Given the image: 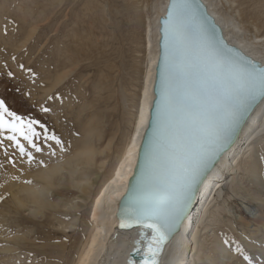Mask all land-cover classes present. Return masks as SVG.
I'll list each match as a JSON object with an SVG mask.
<instances>
[{
	"label": "rangeland",
	"instance_id": "374dc122",
	"mask_svg": "<svg viewBox=\"0 0 264 264\" xmlns=\"http://www.w3.org/2000/svg\"><path fill=\"white\" fill-rule=\"evenodd\" d=\"M53 1L57 4V0H0V100L15 114V118L4 115L7 124L0 130V264H6L1 252L4 245L15 247L9 252L14 256L8 259L11 264H36L33 249H23L13 240L24 237L17 231L19 215L10 196L19 187L13 182L18 172L25 168V174L31 164L43 167L44 160L45 164L53 159L62 162L72 154L73 142L82 138L88 124L100 130L101 149L108 144L104 151L106 166L113 168L121 160L137 122L147 63V43L141 34L153 12L150 0H60L64 5L55 11L57 16L51 25L40 19L27 23L36 21L38 13ZM230 1L237 22L247 19L242 24L249 26L251 34L264 31V0ZM76 47L82 55L70 61ZM61 77L62 82L47 93ZM29 122L39 133L35 142L40 152L19 133L10 131L12 124L17 128L23 125L22 131L32 137ZM45 132L60 143L46 139ZM14 134L31 152V161L21 157L14 142L7 140ZM250 148L253 154L249 151L235 163L236 173L230 179L235 205H229L228 200L214 207L211 203L206 221L195 224L189 236L191 240L196 232L195 248L193 243L188 253L195 264H264V143ZM12 185L16 186L7 190ZM242 200L262 204L251 227L254 232L249 233L247 212L237 210ZM27 224L25 232H33ZM35 240L28 238L23 243ZM245 255L249 260H244Z\"/></svg>",
	"mask_w": 264,
	"mask_h": 264
},
{
	"label": "bare ground",
	"instance_id": "6f19581e",
	"mask_svg": "<svg viewBox=\"0 0 264 264\" xmlns=\"http://www.w3.org/2000/svg\"><path fill=\"white\" fill-rule=\"evenodd\" d=\"M201 1L221 28L225 40L247 56L264 64V31L251 34L249 26L242 24L244 21L247 22V19L242 20L241 23L237 22L230 11L233 5L230 0ZM56 2L57 4L55 1L47 4L46 11H40L38 13L40 17L36 18V21L30 19L27 23H35L40 19L50 24L57 16L55 11L60 4L64 5L63 1ZM167 2L168 0L148 2L153 12H149L146 30L141 34L142 41L147 43V52L146 46L144 50L147 63L145 62L142 95L137 110V122L121 160L113 168L106 166L104 151L108 148V144L101 149L100 130L97 129V125L88 124L83 129L82 138L73 142L71 155L62 162L53 159L45 164L46 160H44L41 162L43 167H39L37 163L28 165L26 173L24 174L25 168H23L20 173L18 172L17 179L13 181L19 187L13 192L10 188L16 185L8 187L7 190L11 191L10 196L16 206V208L14 206L15 213L19 215L17 231L19 235H24L13 240L22 245L23 249L26 247L33 249L36 264H125L128 253L138 238V232L117 228L116 212L125 194L128 180L132 176L142 134L149 118L158 58V20L164 13ZM80 51L82 50L79 48L73 50L75 56H70L71 58L68 59L71 61L81 56ZM61 82L62 77L56 79L47 93ZM263 140L264 98L260 99L234 141L202 180L178 231L163 245L164 255L159 261L161 264H195L192 256L188 258L191 246L194 243L195 248L196 245V232L191 240L189 238L195 224L206 221L211 203L214 207L218 202L228 200L229 205L231 203L235 205L237 201L230 185L231 176L236 173L234 165L241 162L247 152H254L251 146L255 143L261 144V141L264 143ZM109 144L111 146V143ZM25 178L26 185L23 184ZM212 193H214L213 197L206 206L207 199ZM8 203L11 205L10 202ZM260 205L262 206L246 200H242L237 205L238 211L241 209V213L247 212L249 233L255 231V228L251 229V227L256 224L258 214L263 209ZM201 210L203 213L200 212ZM25 221L29 222L26 226L33 227V232L31 230L25 232ZM33 237H36L35 242L28 243L29 245L23 243ZM62 239L66 242H58ZM14 248L3 246L2 258L6 259V264H11L8 259L14 256L9 255V252H13Z\"/></svg>",
	"mask_w": 264,
	"mask_h": 264
},
{
	"label": "water",
	"instance_id": "95a60500",
	"mask_svg": "<svg viewBox=\"0 0 264 264\" xmlns=\"http://www.w3.org/2000/svg\"><path fill=\"white\" fill-rule=\"evenodd\" d=\"M158 24V58L149 118L142 134L132 176L116 212L117 228L138 232L137 250L132 264H138L144 243L154 238L152 229L136 222V211L141 202L153 194V189L167 178L168 173L164 166L166 153L176 150L172 139L183 134V126L168 115L174 60L184 58L192 61L196 53L202 52L211 54L215 61L225 67L234 66L250 73L264 69L263 63L247 56L225 40L221 28L201 0H168ZM185 27V38L178 42L175 32ZM262 98L264 95L258 94L247 101L220 140H208L206 150L200 153L184 174V181L177 187L181 200L180 213L164 244L178 231L202 180L234 141L246 118ZM121 224L125 227H121ZM129 224L131 227L127 226Z\"/></svg>",
	"mask_w": 264,
	"mask_h": 264
},
{
	"label": "snow or ice",
	"instance_id": "6c2138e0",
	"mask_svg": "<svg viewBox=\"0 0 264 264\" xmlns=\"http://www.w3.org/2000/svg\"><path fill=\"white\" fill-rule=\"evenodd\" d=\"M185 32L186 27L176 30L178 42L183 41ZM172 80L168 115L183 126V134L173 137L172 143L176 145V150L166 153L164 166L167 178L153 189L149 198L141 202L135 217L137 223H143L154 233L155 247L151 249V264H156V258L179 216L181 200L177 187L184 181V174L200 153L206 150L208 140H220L247 101L258 94L264 95V69L250 73L234 66L225 67L215 61L211 54L202 52L196 53L192 61L184 58L174 60ZM5 114L15 118V114L0 100V130L7 124ZM32 124L29 122L27 126L32 137L22 131L23 125L17 128L12 124L9 128L13 133H19L36 152H40L42 149L35 142L39 139V133ZM45 138L60 143L56 136L47 135L46 132ZM7 140L14 142L21 157L27 156L29 161L33 159L17 135H9ZM127 226L131 227V224ZM121 227L125 225L121 224ZM243 258L249 260L246 255Z\"/></svg>",
	"mask_w": 264,
	"mask_h": 264
}]
</instances>
